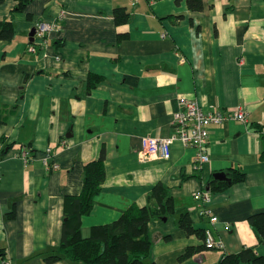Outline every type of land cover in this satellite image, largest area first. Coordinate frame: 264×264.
Returning a JSON list of instances; mask_svg holds the SVG:
<instances>
[{"label": "crops", "instance_id": "0c3cea01", "mask_svg": "<svg viewBox=\"0 0 264 264\" xmlns=\"http://www.w3.org/2000/svg\"><path fill=\"white\" fill-rule=\"evenodd\" d=\"M202 4L197 10L187 0H33L13 11L14 0L0 3V20L14 26L13 38L0 40V264H84L46 257L61 242L65 197L80 193L84 164L101 154L105 177L80 216L82 237L129 206L148 204L161 183L175 212L148 224L155 264H218L246 247L264 255L247 220L264 210V0ZM117 7L129 13L127 21H116ZM40 21L53 27L44 46L29 51V32ZM183 98L204 110L241 106L248 122L209 126L205 162L180 141L168 159L144 158L141 138L170 135ZM47 148L57 169L44 165ZM232 168L243 170L242 181L214 178ZM210 179L222 188L210 191ZM202 190L210 195L205 205L194 198ZM181 210L223 248L186 235L176 224ZM188 246L199 249L178 260Z\"/></svg>", "mask_w": 264, "mask_h": 264}, {"label": "trees", "instance_id": "16d2710c", "mask_svg": "<svg viewBox=\"0 0 264 264\" xmlns=\"http://www.w3.org/2000/svg\"><path fill=\"white\" fill-rule=\"evenodd\" d=\"M3 1L0 0V3ZM14 1L13 11H24L33 0ZM187 4L197 10L203 7L202 0H187ZM114 18L117 22H125L129 19V13L117 7L114 9ZM13 34L12 22L0 20V40L10 41ZM95 84L96 81H89L88 87L92 88ZM226 174L230 176L228 183L242 181L245 175L243 170L234 168L226 170ZM104 177L102 154L84 164L82 189L77 195L65 197L67 210L62 224L61 242L46 257L47 262L65 259L84 264H155L150 257L153 237L148 224L153 219L167 217L175 212L172 196L161 183L151 188L147 195L148 204L140 207L131 205L116 220L93 226L89 236H81L80 216L92 208L93 198L99 193ZM219 183L221 182L210 179L209 190L221 189L217 185ZM247 220L258 241L264 243V210L250 215ZM176 224L186 235L195 234L201 239L205 236L206 230L195 228L191 215L186 210L178 212ZM198 249L199 247H186L178 260L190 257ZM218 264H264V255L256 254L252 247H246L235 254H224Z\"/></svg>", "mask_w": 264, "mask_h": 264}, {"label": "built area", "instance_id": "2783aa9c", "mask_svg": "<svg viewBox=\"0 0 264 264\" xmlns=\"http://www.w3.org/2000/svg\"><path fill=\"white\" fill-rule=\"evenodd\" d=\"M60 17H63L61 12ZM52 24L40 21L36 24L34 43L29 44V51H36L37 46H44L49 32H51ZM56 58H60L56 56ZM173 132L164 137L160 136H144L141 138V152L144 158L149 159H168L171 154V145L174 141H180L186 147H194L198 150L195 161L202 163L208 160V155L203 150L208 136L209 126L219 125L226 121H237L240 123L248 122V112L241 106H237L233 110H223L219 108L204 110L195 99H182L180 107L172 114ZM60 145H66L63 140L59 141ZM22 156L25 160L28 158V153L22 151ZM50 156V148H47L43 157V162L46 167L57 169L58 165L48 161ZM196 200H200L204 205L210 201L208 191H197L194 194ZM201 213L208 216L209 222L214 223L216 217L209 213L207 207L201 209ZM203 245L206 248L222 249L223 243L220 239H216L209 229H206L205 236L202 239ZM8 264V261H4Z\"/></svg>", "mask_w": 264, "mask_h": 264}, {"label": "water", "instance_id": "95a60500", "mask_svg": "<svg viewBox=\"0 0 264 264\" xmlns=\"http://www.w3.org/2000/svg\"><path fill=\"white\" fill-rule=\"evenodd\" d=\"M33 34H34V28H32L29 32V40L32 41L33 40ZM214 178H216L217 180H220V181H227L229 182L230 179L226 176L225 173L223 172H217L214 174ZM165 219V218H163Z\"/></svg>", "mask_w": 264, "mask_h": 264}, {"label": "rangeland", "instance_id": "374dc122", "mask_svg": "<svg viewBox=\"0 0 264 264\" xmlns=\"http://www.w3.org/2000/svg\"><path fill=\"white\" fill-rule=\"evenodd\" d=\"M37 23H38V22H37ZM37 23H36V24H37ZM35 31H36V25H35V27H34L33 40H32V41H30V43H29V44H32V43H34ZM29 44H28V45H29Z\"/></svg>", "mask_w": 264, "mask_h": 264}]
</instances>
